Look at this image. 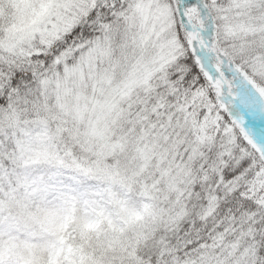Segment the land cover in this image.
<instances>
[{
    "label": "snow or ice",
    "instance_id": "snow-or-ice-1",
    "mask_svg": "<svg viewBox=\"0 0 264 264\" xmlns=\"http://www.w3.org/2000/svg\"><path fill=\"white\" fill-rule=\"evenodd\" d=\"M17 192L135 205L105 264H264V0H0Z\"/></svg>",
    "mask_w": 264,
    "mask_h": 264
},
{
    "label": "trees",
    "instance_id": "trees-1",
    "mask_svg": "<svg viewBox=\"0 0 264 264\" xmlns=\"http://www.w3.org/2000/svg\"><path fill=\"white\" fill-rule=\"evenodd\" d=\"M59 201L61 204L57 212L66 208L69 218L59 219L60 228L53 232L37 230L34 233V236L41 237V248L46 249L48 254L26 260L24 250L17 249L16 244H0V264H105L107 257L120 251L121 240L126 237L116 238L112 243L107 237L113 229L111 226L118 225L113 219L108 220L114 211L113 203L90 202L78 197H73L67 202L61 197ZM76 201H80L78 205L82 206L83 212L73 216L70 204ZM97 208L106 213L104 223L96 229H85L83 225Z\"/></svg>",
    "mask_w": 264,
    "mask_h": 264
},
{
    "label": "rangeland",
    "instance_id": "rangeland-1",
    "mask_svg": "<svg viewBox=\"0 0 264 264\" xmlns=\"http://www.w3.org/2000/svg\"><path fill=\"white\" fill-rule=\"evenodd\" d=\"M7 14L9 13H4V15ZM48 198L51 200L45 203ZM53 201H55V197L51 193L44 197L30 198L21 192H17L14 196L6 199L5 203L0 205V242L3 244L17 238L12 234V231L20 235L29 231L33 233L35 229L45 230L46 232L57 229L59 219L54 220L50 217V213L58 211V204L53 203ZM76 202L70 204L74 209L73 216L80 215L83 212L82 206L78 205L80 201ZM113 205L114 211L109 215L108 220L113 219L114 222H118V225L111 226L113 229L107 236L110 243L115 242L116 238L122 236L127 238L135 227L130 222V214L136 210V206L133 204L117 206L114 203ZM21 245L27 249L24 255L26 260L48 254V251L42 249L38 244L25 241Z\"/></svg>",
    "mask_w": 264,
    "mask_h": 264
}]
</instances>
